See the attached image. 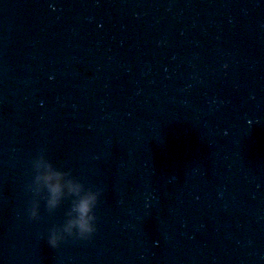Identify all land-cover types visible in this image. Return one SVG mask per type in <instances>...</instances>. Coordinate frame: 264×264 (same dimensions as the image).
Instances as JSON below:
<instances>
[{"label":"water","instance_id":"obj_1","mask_svg":"<svg viewBox=\"0 0 264 264\" xmlns=\"http://www.w3.org/2000/svg\"><path fill=\"white\" fill-rule=\"evenodd\" d=\"M40 149L91 239L26 219ZM0 264H264V0H0Z\"/></svg>","mask_w":264,"mask_h":264},{"label":"clouds","instance_id":"obj_2","mask_svg":"<svg viewBox=\"0 0 264 264\" xmlns=\"http://www.w3.org/2000/svg\"><path fill=\"white\" fill-rule=\"evenodd\" d=\"M29 166L31 177L25 186L30 194L24 209L26 219L33 222L42 219L41 201L49 216L67 205L64 207L62 219L47 228V245L57 249L61 242L68 239H91L98 229L96 210L102 189L86 184L70 168L58 167L43 149L31 157Z\"/></svg>","mask_w":264,"mask_h":264}]
</instances>
